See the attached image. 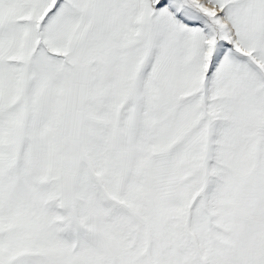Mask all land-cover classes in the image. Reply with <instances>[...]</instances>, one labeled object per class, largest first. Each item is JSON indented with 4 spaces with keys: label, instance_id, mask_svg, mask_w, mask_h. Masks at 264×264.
I'll return each mask as SVG.
<instances>
[{
    "label": "snow or ice",
    "instance_id": "snow-or-ice-1",
    "mask_svg": "<svg viewBox=\"0 0 264 264\" xmlns=\"http://www.w3.org/2000/svg\"><path fill=\"white\" fill-rule=\"evenodd\" d=\"M0 264H264V0H0Z\"/></svg>",
    "mask_w": 264,
    "mask_h": 264
}]
</instances>
